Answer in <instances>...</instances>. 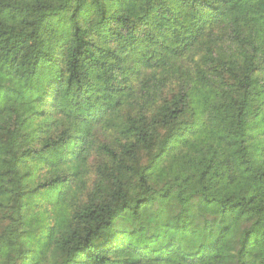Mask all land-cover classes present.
<instances>
[{
  "label": "trees",
  "instance_id": "16d2710c",
  "mask_svg": "<svg viewBox=\"0 0 264 264\" xmlns=\"http://www.w3.org/2000/svg\"><path fill=\"white\" fill-rule=\"evenodd\" d=\"M0 179V264H264V0H0Z\"/></svg>",
  "mask_w": 264,
  "mask_h": 264
},
{
  "label": "rangeland",
  "instance_id": "374dc122",
  "mask_svg": "<svg viewBox=\"0 0 264 264\" xmlns=\"http://www.w3.org/2000/svg\"><path fill=\"white\" fill-rule=\"evenodd\" d=\"M59 155H61V152H53L49 155H44V160H48L49 157L53 158V160L55 158H58ZM50 160V159H49ZM24 166L23 164H21L19 166V171L21 176L24 175ZM0 187L7 189L10 187L9 185V181L7 179H0ZM34 198L33 197H26V199H24V202L32 205L34 202ZM31 221H32V228H31V232H30V237H31V241L33 243V245L35 246V248L38 251L39 254V258L42 257V253L45 250V246H46V232H47V222L44 216L42 215H36V214H32L31 215ZM10 236V235H8ZM15 246L13 244H10L8 247V254L12 255L15 253ZM263 263H264V250H263Z\"/></svg>",
  "mask_w": 264,
  "mask_h": 264
}]
</instances>
